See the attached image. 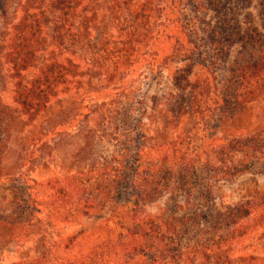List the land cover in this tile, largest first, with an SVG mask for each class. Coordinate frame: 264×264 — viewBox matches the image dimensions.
I'll return each mask as SVG.
<instances>
[{
  "label": "trees",
  "instance_id": "obj_1",
  "mask_svg": "<svg viewBox=\"0 0 264 264\" xmlns=\"http://www.w3.org/2000/svg\"><path fill=\"white\" fill-rule=\"evenodd\" d=\"M249 5V0H0V73L4 66L8 68L5 76L13 82L16 105L7 110L0 106V145L2 136L18 121L31 128L48 110L56 109L52 100L61 92V84L71 83L84 70L85 74H92L96 68L112 76L120 64V70L127 75L140 68L141 76L151 80L170 55L183 64L175 70L174 82L189 91L191 113L199 118L186 130L187 135L179 138V144L185 146L172 148L173 156H168L167 148L162 149L166 143H159L157 148L146 144L143 89L133 97L129 93L120 106L127 125V142L114 151L113 164L105 168L110 171L106 176L109 180L104 182L106 190H114L118 197L109 193L113 221L110 236L72 257L65 253L76 246L77 235L65 240L64 254H60L62 250L54 240L34 258L8 264H247L245 257L227 254L200 258L204 246L198 242L184 251H191L188 256L172 252L163 244L168 227L153 216L142 214L140 201L169 188L176 168L181 170L178 174L193 168L194 157L204 144H209L207 141H219V164L213 178L216 173L234 176L264 166V119L251 123L249 117L251 105L257 100L264 102V0L258 3L259 26L239 19L241 10ZM235 45L241 51L227 75L224 66ZM84 53L83 66L71 58ZM63 54L70 57L61 60ZM209 87L216 90V100L210 104L213 109L205 105ZM88 93L92 94L91 90ZM178 98L182 95L175 100ZM174 109L179 114L185 111L179 100ZM94 112L96 109L90 105L84 115ZM206 115L212 119L211 126ZM202 132L205 135L200 138L198 133ZM36 140L40 143L42 138ZM196 140H200L199 145L191 147ZM171 144L175 146L174 142ZM151 150L157 156H152ZM21 159L25 161L24 157ZM212 159L205 160L209 170L213 168ZM29 181L36 183L29 178L20 182L24 195L21 192L23 198L18 206L22 213L32 214L49 201L63 209L70 204V211L79 207L86 212L100 203L98 190L102 185L97 179L65 177L62 183L48 180L60 187L52 188L57 190L56 198L48 194L45 200L33 197V184ZM146 183L151 187L148 190ZM261 204L262 201L248 200L227 208L216 226L224 232L206 241L207 247L223 246L242 236L258 217L255 215ZM16 223L0 213V236Z\"/></svg>",
  "mask_w": 264,
  "mask_h": 264
},
{
  "label": "rangeland",
  "instance_id": "obj_2",
  "mask_svg": "<svg viewBox=\"0 0 264 264\" xmlns=\"http://www.w3.org/2000/svg\"><path fill=\"white\" fill-rule=\"evenodd\" d=\"M249 1L250 5L241 10L239 19L246 24L259 26V0ZM209 17H214V13L211 12ZM240 51L239 45L232 48L224 66L225 74L231 73ZM69 57L70 55L63 54L60 58L67 60ZM85 57L86 53L81 54V57L79 54L71 56L82 66L85 64ZM162 65L151 80L141 76L140 68L130 76L127 75L120 70V64L117 66L118 71L112 76L96 68L92 74H85L84 70L72 78L71 83L61 84V92L57 99L52 100L56 109L48 110L39 118L38 123H32L31 128L18 121L19 124H13V128L2 136L0 213L9 219L13 218L17 223L12 229L3 231L0 236V264H8L21 258H34L54 240L62 250L60 254H64L65 240L73 235L78 236L76 246L65 255L77 256L88 251L95 242L110 236L113 221L110 216L112 197L109 193L117 196L114 190H106L108 187L104 182L109 180L106 176L110 171L105 168L113 164L114 151L122 148V144L127 142V125L120 106L129 93L133 97L143 89L147 109L142 116V125L148 131V146L157 148L159 143H166L164 148H160H167L166 154L171 157L172 148L185 146L179 144V138L186 136V130L190 129L195 121H199V118L191 113L189 91L182 90L174 82V72L183 65L181 61L173 59L170 55ZM7 69L4 66L0 73V106H5L6 110L8 107H16L13 102V82L10 77L5 76L8 75ZM195 69L196 67H193V71ZM145 82L148 83L145 85ZM88 90H91V93L94 91L89 95ZM215 94L213 87L206 89L205 105L211 106V109L214 105L210 104L216 100ZM180 95L182 98L175 100ZM90 98L94 99L89 101ZM178 100L185 108L183 114L174 109ZM90 105L96 112L86 116L84 113ZM251 107V123L264 119V102L257 100ZM116 109L119 111H113ZM212 117L216 118L214 115ZM205 119L208 120V115ZM208 122L211 126L212 119ZM52 128H55L56 133ZM198 135L202 138L205 134L202 132V135ZM35 138L42 140L37 143ZM199 141L192 142L191 147L199 145ZM171 142H174L175 146ZM218 142L215 140L213 143L207 141L208 145L201 144L199 154L191 163L193 168H189L187 172L182 170L183 174H178L181 170L176 168L174 174L172 173L174 183L169 188H162L159 193L140 201L141 212L153 216L168 227L163 244H167L172 252L184 254L186 249L191 250L198 242L204 246L199 254L200 258L227 254L231 257H245L247 264H264V166L259 165L255 170L234 176H221L216 173L217 177L213 178L219 164L216 160ZM162 153L164 154V151ZM151 155L157 156L152 150ZM22 157L25 158L24 162H21ZM160 157H163L162 154ZM211 157L213 168L209 170L205 166V160ZM85 173L87 175H84ZM163 173L167 172L164 170ZM65 177L79 180L89 177L99 180L102 185V189L98 190L101 197L99 205L89 212L79 207L70 211V204L63 209L49 201L38 206L32 214L22 213L18 201L23 198L24 189L20 185L23 178L24 181L28 178L34 179L35 184L29 181L33 184L30 193H33L37 200H45L48 194L53 198L58 196L57 190L60 187V184H53L48 180L62 183ZM48 182L52 184H47ZM149 185L146 183L145 189H150ZM53 187L57 190L52 189ZM116 194H120L119 191ZM248 200L262 201L261 210L255 215L258 217L251 222L253 226H249L242 236L233 238L223 246L208 248L206 241L224 232L223 229L216 228L222 213L227 208ZM188 253L183 256H188Z\"/></svg>",
  "mask_w": 264,
  "mask_h": 264
}]
</instances>
